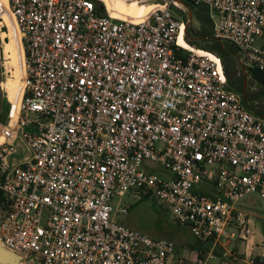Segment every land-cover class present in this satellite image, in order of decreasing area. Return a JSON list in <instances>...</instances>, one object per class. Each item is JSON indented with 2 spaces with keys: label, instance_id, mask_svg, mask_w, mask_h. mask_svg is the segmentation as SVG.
I'll return each mask as SVG.
<instances>
[{
  "label": "built area",
  "instance_id": "1",
  "mask_svg": "<svg viewBox=\"0 0 264 264\" xmlns=\"http://www.w3.org/2000/svg\"><path fill=\"white\" fill-rule=\"evenodd\" d=\"M181 1L207 9L213 37L264 72V0ZM102 7L0 4L27 67L0 124L1 247L18 264H188L173 242L116 220L129 210L114 199L127 194L166 204L212 245L193 264H210L233 241L249 246L255 234L240 202L264 201V118L227 87L215 56L187 42V21L171 5L139 23ZM243 258L264 264V253Z\"/></svg>",
  "mask_w": 264,
  "mask_h": 264
},
{
  "label": "rangeland",
  "instance_id": "2",
  "mask_svg": "<svg viewBox=\"0 0 264 264\" xmlns=\"http://www.w3.org/2000/svg\"><path fill=\"white\" fill-rule=\"evenodd\" d=\"M121 1L129 6L140 7L142 11H150L151 9L162 8V5L164 4V0H145L140 2L141 5H136L134 3V0ZM99 2L102 3V6L106 8L105 4L102 1ZM108 3L111 7H113L112 0H108ZM97 6H99V12L104 13V9L101 4ZM172 10L176 14L181 16L185 21H187L188 19L191 20L188 27L189 38L196 37L197 34L206 30L205 22L201 20L198 15V13L205 10V8L195 7L192 9L188 7V10L180 11L172 6ZM5 41L7 42V40ZM263 44L264 37L257 40L258 46H261ZM211 54L220 61L221 68H224L222 59L214 53ZM230 67L232 80L240 83L243 82L246 87L244 90L240 91L241 93H238L241 94L242 97L244 93H246V98L248 101H250V98H252V105L254 106L255 111H259L264 115V89L258 81H255L252 78L249 66H247L240 57V59L234 61V63H232ZM15 71L16 70L13 68L11 69L10 73L7 72L4 68V81L6 79H12L13 81H16L17 78L15 75ZM24 71V77H21L19 79V86L22 84V82H25L24 79H26L27 77L26 66L24 67ZM225 76L226 84H228L227 75ZM236 88L240 89L241 85L237 86ZM10 94H5V102L7 103V105H5V109L3 112L4 116H8L9 113L7 95H9L10 100H12L13 96L15 95V93ZM21 96L22 95L19 96V100ZM35 118L36 117L34 115H30L29 117L30 120ZM158 168L161 171V168ZM114 201L116 207L120 205L129 210L128 214L126 215L116 214V220L120 224L125 225L126 227H129L146 236H149L150 238L173 242L177 248V257L185 258L188 261V264H193L199 254L203 256L205 254H208L212 249V245L210 243H205L198 240L189 227L180 225L173 221L172 212L166 204H160L153 198H148L140 201L136 199L132 194H127L122 199L116 197ZM240 205L251 215V226L252 231L255 234L254 237L251 238L249 246L240 243L238 244L233 241V243L225 251H222L220 254H216V258L212 259L210 261V264H248L243 257L239 258L236 261H233L229 254L233 251L238 250L239 253H245V249L253 251V249L255 248V253L259 254L261 253L260 248L264 249V201L261 200L258 195L251 194L246 196L240 202ZM1 215L2 212L0 211V218Z\"/></svg>",
  "mask_w": 264,
  "mask_h": 264
},
{
  "label": "bare ground",
  "instance_id": "3",
  "mask_svg": "<svg viewBox=\"0 0 264 264\" xmlns=\"http://www.w3.org/2000/svg\"><path fill=\"white\" fill-rule=\"evenodd\" d=\"M99 1H102L105 4L107 10L110 12V14L114 18L124 20V21H128V22H132V23H139V22L145 20L153 11H155L157 9H161V8H155V9L150 10L147 13H143L141 15L133 17L131 15L130 11L134 7H129L128 5L123 3L121 0H112L113 7L115 8V10L112 9V7L109 5L108 0H99ZM0 4L3 6H7L8 0H0ZM0 19H2V22H3L4 26L6 27L8 33L11 37L13 51H14V61L12 64L11 59H10L11 51H10V48L4 39V36L2 34V31H1V24H0L4 68L7 72H10V73H11V69L14 68L16 70L15 75L17 78L16 81L15 80L13 81L12 79H6L4 81L3 87L5 90V93H7V94L15 93V95L13 96L11 101L16 102V100H19V96L22 95L23 86L25 84L24 82H22V84L19 86V83H20L19 79L21 77H24L23 73L25 72L24 71V67H25L24 51L20 45V36L17 33V26L14 22L13 17L7 13H1ZM181 44L185 47L187 46V44L184 43L183 41L181 42ZM24 81H25V79H24Z\"/></svg>",
  "mask_w": 264,
  "mask_h": 264
},
{
  "label": "trees",
  "instance_id": "4",
  "mask_svg": "<svg viewBox=\"0 0 264 264\" xmlns=\"http://www.w3.org/2000/svg\"><path fill=\"white\" fill-rule=\"evenodd\" d=\"M97 5L101 4L99 1L96 0ZM186 5L190 8H195L194 6L186 3ZM99 7V6H97ZM99 9V8H98ZM152 10V9H151ZM104 13L106 14V10H104ZM199 17L201 20H203L205 22L206 25V30L204 32H201L199 34L196 35V37L193 38H189V34L187 33V35L185 36V39L187 40L188 43H190L193 47L203 50L205 52L208 53H214L216 55H218L222 61H223V65L224 68H221L222 73L225 75H227L228 78V84L227 87L235 92H239L242 91L244 89V83L243 82H236L232 80V76H231V67L230 65L232 63H234V61H237L238 59H240L241 55L238 52V50L236 49V47L228 42H224V41H220V40H216L213 35H212V23L209 19V15H208V11L207 9L200 11L198 13ZM209 26V28H208ZM208 28V29H207ZM250 74L252 76V78L255 81H258L263 89H264V72H260L256 69H251L250 68ZM226 78V76H225ZM240 83V84H239ZM241 85V88H236L237 86ZM243 103L245 105V107L252 112L251 110V103L248 101H246L243 98ZM257 116L263 117L264 115L257 111L256 112ZM7 117L8 116H4L3 114L0 116V124L4 125L7 122ZM6 210V206H5V199L2 196V194H0V211H5Z\"/></svg>",
  "mask_w": 264,
  "mask_h": 264
},
{
  "label": "water",
  "instance_id": "5",
  "mask_svg": "<svg viewBox=\"0 0 264 264\" xmlns=\"http://www.w3.org/2000/svg\"><path fill=\"white\" fill-rule=\"evenodd\" d=\"M137 3H140L145 0H134ZM164 4L171 5L175 8H177L180 11H186L188 10V6L185 2L181 0H164ZM191 20H187V28L189 27ZM4 64H3V49H2V40L0 35V116L3 114L5 105L7 103L5 102L6 93L4 90ZM243 98L248 102L246 98V93H244ZM256 114L255 112H253ZM0 261L3 263H10V264H18L19 258L15 255L11 254L9 251L5 250L0 245Z\"/></svg>",
  "mask_w": 264,
  "mask_h": 264
},
{
  "label": "flooded vegetation",
  "instance_id": "6",
  "mask_svg": "<svg viewBox=\"0 0 264 264\" xmlns=\"http://www.w3.org/2000/svg\"><path fill=\"white\" fill-rule=\"evenodd\" d=\"M136 5H141L140 3H137V2H134ZM0 24H1V31H2V34H3V36H4V39L5 40H7V45L9 46V48H10V51H11V54H10V59H11V62H12V64H13V61H14V51H13V46H12V41H11V37H10V35H9V33H8V31H7V29H6V27L4 26V24H3V22H2V19H0ZM189 32V30H188V28H187V31H186V35H187V33ZM184 42V41H183ZM184 43H186V42H184ZM246 87L244 86V89H245ZM243 89V90H244ZM251 100L249 101L251 104H253L252 103V98H250ZM251 110H252V112H257V111H255V108H254V106L253 105H251Z\"/></svg>",
  "mask_w": 264,
  "mask_h": 264
},
{
  "label": "crops",
  "instance_id": "7",
  "mask_svg": "<svg viewBox=\"0 0 264 264\" xmlns=\"http://www.w3.org/2000/svg\"><path fill=\"white\" fill-rule=\"evenodd\" d=\"M126 5H127V4H126ZM128 6H129V5H128ZM129 7H134V8L130 11V13H131V15H132L133 17H136V16L141 15V14H143V13H147V12H149L148 10H147V11H142L141 8H140V7H137V6H129ZM112 9L115 10L114 7H112ZM260 249H261V253H259V254H263L264 249H262V248H260ZM255 250H256V248L253 249V251H251V250H249V249H245V253H239V250H238L237 252H238L239 254L243 255V257H246V255H248V254H250V253H254V254H256V253H255Z\"/></svg>",
  "mask_w": 264,
  "mask_h": 264
}]
</instances>
